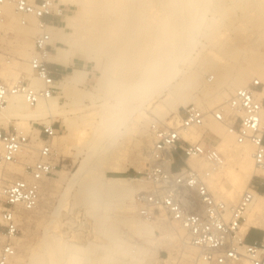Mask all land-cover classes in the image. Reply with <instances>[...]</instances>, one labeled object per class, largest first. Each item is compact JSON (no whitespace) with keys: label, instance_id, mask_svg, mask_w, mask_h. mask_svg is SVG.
I'll list each match as a JSON object with an SVG mask.
<instances>
[{"label":"bare ground","instance_id":"bare-ground-1","mask_svg":"<svg viewBox=\"0 0 264 264\" xmlns=\"http://www.w3.org/2000/svg\"><path fill=\"white\" fill-rule=\"evenodd\" d=\"M59 4L77 7L79 14L77 16H66L63 28L51 27L53 41H59L62 46L56 47V53L50 61L66 67L72 65L74 59L93 63L99 73L94 88L96 94L86 93L80 99H89L92 103L98 99L102 101V105L101 108L98 106L101 109L100 111L98 109V112L95 113L92 110L94 113L88 123V130L92 135L90 143L93 147L88 149L86 157L80 161L77 171L71 178H68L66 176L68 173L66 174L63 170L56 172L57 179L56 182L54 181V185L59 187L67 182L68 190L62 197L64 199H67L70 185H80L85 188L86 197L83 204L86 210L104 211L110 209L112 205H116L121 208L122 212L135 215V212H137L135 197L138 193L144 191L145 187H131L128 185V179L108 178L107 176V173L117 174L124 169L121 162L124 152L123 138L127 128L125 127L123 130L122 127L126 125L129 116L136 110L133 102L150 89L162 90L168 88L169 94L178 96L184 105L205 108L199 100L190 97L187 85L191 83V80H184L185 82L176 86H171V81L182 71L179 62L188 61L191 68H187V70L191 72L195 60L198 58L204 60V57L209 56L205 51L200 57H190L191 51L197 45L196 37L208 11V0H59ZM157 6L159 11L155 15V27L147 40L140 41V38L136 36L138 29H134V27L143 19V13L147 8ZM5 15L6 23L2 28L6 27L7 29H3L5 34L2 41L5 42L4 38L9 34L7 31L14 30L18 32L17 35L20 36V40L17 42L20 63H28L29 65L34 47L31 43L29 44L28 39L36 29L33 24L28 27L21 26L18 17L14 15L12 8L9 6L5 8ZM113 16L115 19H110ZM127 29L133 30V35ZM89 31L92 34L95 32V34L101 33L100 35L114 39L111 45L115 46L116 52H110L111 56L106 66H101L99 62L103 47L96 50H93L92 47H86L89 41L87 43L85 41H87ZM12 33L14 34L13 31ZM91 33L88 35H92ZM219 33L221 34V32ZM146 43L148 44L146 50L139 56V61L133 64L134 72L125 76V67L129 62L135 61L131 51L139 49L141 44ZM89 46L91 45L89 44ZM125 59L126 63L124 64ZM8 65L10 63L0 62L1 70L6 69ZM29 74L28 79L31 84L35 87H41V83L36 78H34V83L32 72H29ZM257 75L259 79L264 80L261 74ZM87 76L88 71L74 68L70 74L57 81L56 86L59 96L55 95L48 102L39 103L34 109H31L22 98H12L0 114V120H14L18 128L29 132L32 127L31 122L40 121L45 124L49 123V119L58 117L61 120L62 128L70 134L73 128L72 124L74 125L72 123L74 118L71 114L72 105H61L59 99L70 98L72 93L80 91V87L83 86ZM251 77L245 70L238 71L223 90L214 96L209 105L226 106L230 93L234 92L235 88H246V83ZM76 102L79 104L77 100ZM176 117L178 120L176 123L171 124L172 127L179 123L180 115L178 114ZM151 120L149 116H141L137 123L139 127H142L139 124L140 121L150 122ZM148 133L146 132L145 136L141 134L143 138L151 141ZM207 133L219 138L218 145L215 148L227 161L223 167L213 172L208 182L209 188L219 200L228 204H235L248 189L254 176L258 175L253 162V148L248 144L238 145L235 137L228 132L226 126L215 121L210 114L207 115L202 129L191 130L184 137L188 141L196 143L201 141ZM60 138L58 136L54 141L58 145L60 154L68 156V149L63 146L62 142H59ZM59 162L57 158L56 163ZM92 162L95 164L92 165ZM189 164L198 169L209 167L207 163L200 160H190ZM129 168L136 170L138 165L133 161H129L125 170ZM96 170L100 172L97 175L92 174ZM13 173L21 174L22 167L14 168ZM79 181H83V183ZM66 206L65 208H67ZM63 207L61 203L52 213L53 219L49 223L50 226L45 228L44 231V244H34L28 247V264H89V255L94 241H87L84 244L80 236H73L72 231L64 227L66 218L63 213L61 214ZM129 220L124 221L126 231L123 236L116 233L118 236L113 238L111 236L113 234H110L107 236L108 243L97 244L98 249H100L99 252H102L100 257L105 264H141L153 257L151 251L149 252L146 249L147 245L167 247L166 245H170V243L187 244L186 232L182 227H180L181 229L175 228L174 232L164 234L159 239L153 224ZM263 222L264 194H258L246 214L244 231L247 232L251 228H257ZM134 238H139L142 243H137L133 240ZM187 248L193 247L188 245ZM240 263L249 264L245 260ZM200 264L203 263L200 261Z\"/></svg>","mask_w":264,"mask_h":264},{"label":"built area","instance_id":"built-area-1","mask_svg":"<svg viewBox=\"0 0 264 264\" xmlns=\"http://www.w3.org/2000/svg\"><path fill=\"white\" fill-rule=\"evenodd\" d=\"M11 7L21 26L34 25L37 34L29 60L32 76L41 87L20 77L5 83L0 80V114L14 97L22 98L34 109L57 93V69L51 63L56 47L51 27H58L67 16L59 0H0V62L12 63L7 51L3 25L5 8ZM228 112V114H227ZM224 124L238 145L253 148V162L258 172L248 189L235 204L219 200L209 188L214 171L223 167V155L203 139L192 143L185 139L191 130L204 127L207 115ZM264 82L253 80L246 88L236 89L226 106L213 111L195 105L183 107L179 123L167 126L153 122L149 126L151 147L148 167L135 181L145 187L135 197L137 216L153 222L164 216L186 232L187 245L196 248L203 264H264V233L252 239L244 231L246 214L264 188ZM29 132L18 128L14 120H0V264H11L17 256L16 240L20 232L19 217L35 211L41 201L43 185L60 167L53 146L60 135L55 122H31ZM36 126V128H35ZM190 160L208 164L194 168ZM22 167V173H13Z\"/></svg>","mask_w":264,"mask_h":264},{"label":"rangeland","instance_id":"rangeland-1","mask_svg":"<svg viewBox=\"0 0 264 264\" xmlns=\"http://www.w3.org/2000/svg\"><path fill=\"white\" fill-rule=\"evenodd\" d=\"M63 7L66 9L67 16H77L79 14V9L77 7L70 5H63ZM158 11V6L155 8H147L143 13V19L136 27H134V29H138L136 36L140 38V41L147 40L150 36V33L156 24L155 15ZM110 19H115V17L113 16ZM133 24H135V22H133ZM57 26L63 28L65 26V21ZM3 29L6 30L7 28L5 27ZM12 31H7L9 34L4 38V43L9 54L15 58L10 65L6 66V69L1 70L0 66V80L5 83L15 81L20 77L28 79L30 76L29 72H31L28 63H20L21 60L19 59L20 56H18L19 49L17 43L20 40V36H18L19 34L17 35L18 32L14 30ZM127 31L132 32L133 35V30L127 29ZM219 32H221V34ZM33 33L34 34L28 39L29 44L31 43L32 45L34 37L37 34L36 30ZM89 33L91 32L89 31ZM95 33H91L92 35L87 34V41L85 42H89L86 44L88 46H84L92 47L94 48L93 50L103 47V52L101 53L102 56H100L99 62L101 66H106L110 59L109 57L111 56L110 52H116L115 46L111 45V42H113L114 39L112 37L100 35L101 33ZM95 37L98 38L96 39ZM8 42L12 44H9ZM196 42L197 45L191 51L190 57H200L205 51H207L206 53H208L209 56L204 57V60H200V58L195 60L192 69L193 71L191 72L187 70V68H191L188 61L179 62L182 71L171 81V86H176L186 80H191V83L187 85L189 87L190 97L199 100L201 105H203L208 111H213L214 109L224 107L225 105L212 104V106L209 105L210 101L214 99V96L218 92L223 90L225 85L235 77L238 71L245 70L250 76H252L246 83L247 87L253 79H259L257 74H261L264 77V0H208V11L200 32L196 37ZM89 44L91 46H89ZM147 46V43L141 44L139 49L131 51L135 61L129 62L127 67H125V76L134 72L133 64L139 61V56L144 53ZM123 63H126V59ZM81 64L87 65L86 70L90 72L89 81L80 87V91L72 93L70 98L66 97L59 99L61 105H72L71 114L74 118L72 122L74 123V125L72 124V132H69L70 134H68L67 131L62 128L60 118L53 117L48 120L57 123L60 127L59 137L61 138L59 139V142H62L63 146L68 149L67 153L70 154H68V156L61 155L58 145H56L54 141L53 146L57 158L61 162H59L60 167L57 169V172L61 170L65 171L66 174L68 173V175H66L68 178H71L77 171L79 163L84 157H86L85 155L88 152V149L93 147L90 143L92 135L90 130H88V123L93 113H96L102 105V101L98 99L94 100L93 103L92 101L90 102L89 99H80L82 95H85L86 93L96 94L94 88L98 80L97 77L99 76L93 63L81 61ZM71 70L72 69H68L66 73H61V75L57 74V80L61 79L63 75L70 74ZM260 80L262 81L263 79ZM262 82H264V80ZM235 90L236 88L234 91ZM232 93L233 92L230 93V96ZM147 94L148 96L152 94L149 96V100ZM56 95L59 96V91ZM81 101L82 103H80ZM133 105L136 110L132 112L129 116L128 122L122 127L123 130L125 127L127 128V132L123 138L124 152L121 162L124 169L117 174L107 173V176L108 178L119 177L128 179L129 186L138 187L141 185L136 182L135 179L138 173H143L148 167L149 160L147 156L151 147L150 139L143 138L142 134L145 136V133H148L149 126L153 122L167 126L169 122V126L176 123L178 120L176 116H178L183 107L187 105H184L182 101L179 100L178 96H171L168 88H163L162 90L150 89L143 93L140 98L136 99L133 102ZM92 110L94 112H92ZM100 110L101 109L98 111ZM141 116H149V118L152 119L150 122L140 121L139 124L142 125L143 128L139 127L137 123ZM38 122L42 124V122ZM203 140L213 147H217L219 138L207 133ZM129 161L136 163L138 168L136 170L130 168L125 170ZM226 162L225 158V163ZM94 164L95 163L92 162V165ZM98 172L100 171L96 170L95 172H92V174L97 175ZM56 179L57 175L55 174L52 179H49L44 183L42 197L38 208L33 212H24L20 215V232L16 240L17 256L12 264H28V247L34 244H44L45 228L50 226L49 223L53 219L52 213L61 203L64 206L61 209V214L63 213L66 218L64 227L70 229L73 236H80L84 244L87 243V241H94V245L91 246V253L89 255V264H105L100 257L102 252H99L100 249H98L97 244L108 243L107 236L110 234H115L114 236L111 235L113 238L118 236L116 233L123 236L126 231L124 221L127 219H130L129 221L136 220L141 223L153 224L156 228V235L159 239H161L164 234L174 232L175 228L181 229L178 224L170 223L164 216H158L157 220L147 222L139 218L136 212L135 215L132 213H124L121 208L116 205H112L110 209L104 211H99L97 209L91 211L86 210L83 204V200L86 197V194L84 193L85 188H82L80 185H70L68 196H66L67 199H64L62 197L68 190V184L67 182H64L61 186L56 187L54 185ZM79 182L83 183V181ZM141 187L144 188V186ZM65 206L67 208H65ZM57 221L59 222V220ZM251 229L263 235L264 222L259 227ZM135 238L133 239L134 241L142 243L139 238ZM1 242L4 241L0 238V244ZM166 246L167 247L155 246V248L154 246L151 247L147 245L146 249L149 252L151 251L153 257L151 260L142 262L141 264H200L198 259L199 252L197 249H188V245L183 243H170V245Z\"/></svg>","mask_w":264,"mask_h":264},{"label":"crops","instance_id":"crops-1","mask_svg":"<svg viewBox=\"0 0 264 264\" xmlns=\"http://www.w3.org/2000/svg\"><path fill=\"white\" fill-rule=\"evenodd\" d=\"M56 42H59V41H57V40H55ZM60 43V42H59ZM56 53V52H55ZM54 53V54H55ZM82 61V60H81ZM81 61L80 60H78V59H74L73 60V62H72V65H70V66H68V67H66V66H63V65H60V64H57V63H53V64H55L56 65V67L54 66V68H56L57 70H58V75H61V73L63 74V73H66L67 72V70L68 69H74V68H78V69H83V70H86L87 69V65H83V64H81ZM85 63V62H84ZM72 69V70H73ZM71 70V71H72ZM87 71V70H86ZM67 75V74H66ZM65 75H63L62 77H61V79L64 77ZM61 79H59V80H57V81H60ZM89 79H90V72L88 71V76H87V79L85 80V82H84V84L86 83V82H88L89 81ZM251 238L252 239H261L262 238V234L261 233H259V232H257V231H252L251 232Z\"/></svg>","mask_w":264,"mask_h":264},{"label":"trees","instance_id":"trees-1","mask_svg":"<svg viewBox=\"0 0 264 264\" xmlns=\"http://www.w3.org/2000/svg\"><path fill=\"white\" fill-rule=\"evenodd\" d=\"M264 193V188H262L261 190H260V194H263Z\"/></svg>","mask_w":264,"mask_h":264}]
</instances>
